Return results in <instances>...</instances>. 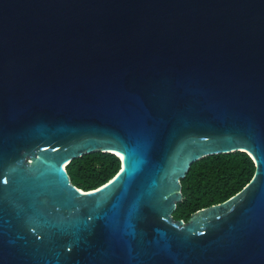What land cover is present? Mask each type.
<instances>
[{
    "label": "water",
    "instance_id": "1",
    "mask_svg": "<svg viewBox=\"0 0 264 264\" xmlns=\"http://www.w3.org/2000/svg\"><path fill=\"white\" fill-rule=\"evenodd\" d=\"M99 151L121 170L81 190ZM237 151L250 183L175 220ZM0 264H264V0H0Z\"/></svg>",
    "mask_w": 264,
    "mask_h": 264
},
{
    "label": "trees",
    "instance_id": "2",
    "mask_svg": "<svg viewBox=\"0 0 264 264\" xmlns=\"http://www.w3.org/2000/svg\"><path fill=\"white\" fill-rule=\"evenodd\" d=\"M66 170L73 185L91 191L119 173L121 160L99 151L74 159ZM255 172V163L245 152L212 155L196 161L181 180L183 200L177 204L174 219L188 222L194 213L229 200L250 183Z\"/></svg>",
    "mask_w": 264,
    "mask_h": 264
}]
</instances>
